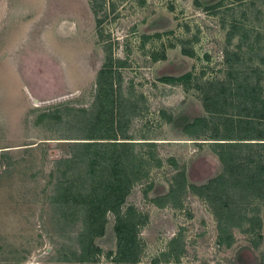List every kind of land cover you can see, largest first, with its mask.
Instances as JSON below:
<instances>
[{
    "label": "rangeland",
    "instance_id": "rangeland-1",
    "mask_svg": "<svg viewBox=\"0 0 264 264\" xmlns=\"http://www.w3.org/2000/svg\"><path fill=\"white\" fill-rule=\"evenodd\" d=\"M109 52L125 62L114 68L145 172L122 206L142 218L138 259L124 264H264V197L233 203L240 217L220 223L191 187L224 170L201 135L212 128L186 132L163 113L210 116L198 88L207 80L224 81L223 110L235 113L232 63L264 94V0H107L97 14L91 0H0V264H83L65 259L82 253L81 224L54 196L73 141L109 139L82 110L94 106ZM252 151L264 156L261 145L242 152ZM115 222L109 212L93 264H120Z\"/></svg>",
    "mask_w": 264,
    "mask_h": 264
},
{
    "label": "trees",
    "instance_id": "trees-1",
    "mask_svg": "<svg viewBox=\"0 0 264 264\" xmlns=\"http://www.w3.org/2000/svg\"><path fill=\"white\" fill-rule=\"evenodd\" d=\"M91 4L97 14L106 7L107 0H91ZM98 21L101 23V19L98 18ZM182 49L186 54H195L193 49L185 46ZM124 63L109 52L98 74L94 106L91 111L82 109L87 113L92 112V121H97L105 131L101 137L109 139L97 140L93 134L84 136L85 139L73 141L71 152L59 160L63 176L57 183L54 201L61 205L65 219L81 224L82 253L65 259H76L83 264H93L94 256L100 250L95 238L105 233L109 212L115 215L116 221L119 243L116 260L124 264L138 259L137 235L142 218L133 206L125 212L122 206L132 185L145 172L142 168L143 158L135 149L139 141L133 140L134 137L127 130L132 112L121 96L122 75L118 68H114ZM229 72L232 76L230 93L240 106L235 113L229 114L223 110L225 103L221 89L224 81L221 80H207L198 84L203 92L204 109L211 113L210 116L206 113L194 117L182 114L173 116L163 112L175 126L186 132H191L201 123L212 128L210 134L201 135L213 139L211 143L223 162L224 170L208 183L191 184V187L208 197L220 223L223 220L233 222L237 215L240 217V206L235 210L233 203L239 205L246 199L250 201L264 197V156L258 151L242 152L244 148L252 150L256 145L264 146V131L259 127L264 119V94L258 93L255 84L244 77L240 78L241 72L243 74L245 71L233 63ZM190 77L191 73H186L162 79L172 82ZM181 174L185 184V173ZM174 188L171 186V190ZM221 230L223 232L225 228L221 227ZM226 240L228 245L232 243L231 236Z\"/></svg>",
    "mask_w": 264,
    "mask_h": 264
}]
</instances>
